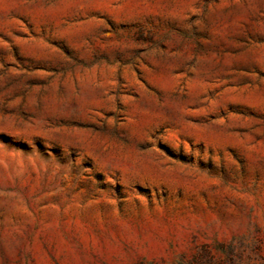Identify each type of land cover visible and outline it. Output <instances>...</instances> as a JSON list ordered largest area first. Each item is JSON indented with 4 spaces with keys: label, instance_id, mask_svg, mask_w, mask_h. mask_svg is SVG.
Here are the masks:
<instances>
[{
    "label": "rangeland",
    "instance_id": "1",
    "mask_svg": "<svg viewBox=\"0 0 264 264\" xmlns=\"http://www.w3.org/2000/svg\"><path fill=\"white\" fill-rule=\"evenodd\" d=\"M0 264H264V0H0Z\"/></svg>",
    "mask_w": 264,
    "mask_h": 264
}]
</instances>
